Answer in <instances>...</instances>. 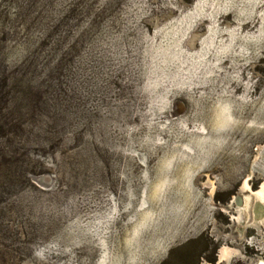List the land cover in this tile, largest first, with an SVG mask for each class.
I'll return each mask as SVG.
<instances>
[{
    "label": "rangeland",
    "instance_id": "1",
    "mask_svg": "<svg viewBox=\"0 0 264 264\" xmlns=\"http://www.w3.org/2000/svg\"><path fill=\"white\" fill-rule=\"evenodd\" d=\"M262 187L264 0H0V264H256Z\"/></svg>",
    "mask_w": 264,
    "mask_h": 264
},
{
    "label": "bare ground",
    "instance_id": "2",
    "mask_svg": "<svg viewBox=\"0 0 264 264\" xmlns=\"http://www.w3.org/2000/svg\"><path fill=\"white\" fill-rule=\"evenodd\" d=\"M262 186V185H261ZM263 190H264V187H262L257 193H256V195H258V196H260V198H262V195H263ZM258 204V203H257ZM253 208V207H252ZM257 208V207H256ZM263 208V207H262ZM258 209L259 208H257V211H258ZM261 211V210H260ZM254 215L256 216V217H259V213H257V212H255L254 211ZM254 216V217H255ZM261 260H263V259H261ZM259 261V260H258ZM258 261L256 262V264H258Z\"/></svg>",
    "mask_w": 264,
    "mask_h": 264
},
{
    "label": "flooded vegetation",
    "instance_id": "3",
    "mask_svg": "<svg viewBox=\"0 0 264 264\" xmlns=\"http://www.w3.org/2000/svg\"><path fill=\"white\" fill-rule=\"evenodd\" d=\"M256 197H257L259 200L264 201V193H263V195H262V198H260V196H258V195H256ZM256 218H258V217H256ZM262 224H264V222H262ZM258 264H264V259H263V260H259V261H258Z\"/></svg>",
    "mask_w": 264,
    "mask_h": 264
},
{
    "label": "water",
    "instance_id": "4",
    "mask_svg": "<svg viewBox=\"0 0 264 264\" xmlns=\"http://www.w3.org/2000/svg\"><path fill=\"white\" fill-rule=\"evenodd\" d=\"M259 208H262V206H258Z\"/></svg>",
    "mask_w": 264,
    "mask_h": 264
}]
</instances>
